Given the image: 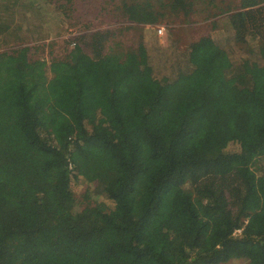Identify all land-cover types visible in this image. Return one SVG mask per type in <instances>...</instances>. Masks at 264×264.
Returning <instances> with one entry per match:
<instances>
[{"label": "trees", "instance_id": "1", "mask_svg": "<svg viewBox=\"0 0 264 264\" xmlns=\"http://www.w3.org/2000/svg\"><path fill=\"white\" fill-rule=\"evenodd\" d=\"M43 1L0 0V264H264V0L123 5L203 26L160 77L120 28L46 59L15 23L70 17Z\"/></svg>", "mask_w": 264, "mask_h": 264}, {"label": "rangeland", "instance_id": "2", "mask_svg": "<svg viewBox=\"0 0 264 264\" xmlns=\"http://www.w3.org/2000/svg\"><path fill=\"white\" fill-rule=\"evenodd\" d=\"M69 3L66 7L70 8V17L57 15L55 21H52V14L38 13L30 11L23 15H16V24H20L21 36L24 38L25 45H41L45 46L46 59L49 52L53 51L52 57L64 52V48L70 49L78 38L85 33L98 29H122L127 43L140 42L146 49L148 55L149 66L153 76H163L174 74L178 65L187 57L188 44L196 39L201 33L203 26L201 24H186L184 12L179 10L175 16L170 10L155 25H139V31L131 29L133 23L125 22L124 17L120 13L123 5L130 4L134 0H66ZM154 2V8H159L158 0H149ZM166 2V0H161ZM235 3L238 0H234ZM57 5H65L64 0ZM222 4L220 0L216 1ZM47 7L43 0H35L36 10ZM200 7V6H199ZM197 8V7H196ZM197 11L191 13L189 19L195 17L199 13ZM127 20V19H126ZM218 25L220 29L211 32V37L223 46H226L230 36L227 30V22L224 18H219ZM184 23V24H183ZM223 24H225L223 26ZM162 29V33L158 34V29ZM69 41L71 44H69ZM10 47L7 46V49ZM4 46L0 47V52L4 51ZM10 49V48H9ZM173 63H175L173 65ZM177 63H179L177 65ZM86 185L80 179L77 191L82 192ZM76 191V192H77ZM79 194V193H78ZM228 264H248L244 260L230 261Z\"/></svg>", "mask_w": 264, "mask_h": 264}, {"label": "built area", "instance_id": "3", "mask_svg": "<svg viewBox=\"0 0 264 264\" xmlns=\"http://www.w3.org/2000/svg\"><path fill=\"white\" fill-rule=\"evenodd\" d=\"M161 33H162V29L159 28V29H158V34H161Z\"/></svg>", "mask_w": 264, "mask_h": 264}]
</instances>
